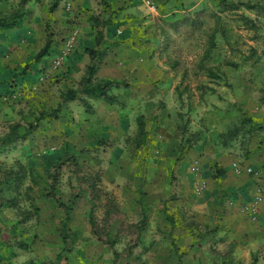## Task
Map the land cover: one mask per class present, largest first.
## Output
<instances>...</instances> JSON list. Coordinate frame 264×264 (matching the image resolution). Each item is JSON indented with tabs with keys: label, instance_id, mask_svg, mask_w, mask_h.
Listing matches in <instances>:
<instances>
[{
	"label": "rangeland",
	"instance_id": "374dc122",
	"mask_svg": "<svg viewBox=\"0 0 264 264\" xmlns=\"http://www.w3.org/2000/svg\"><path fill=\"white\" fill-rule=\"evenodd\" d=\"M53 1L25 0L18 26L0 30V181L9 169L26 175L16 190L0 185V204L15 201L0 207V264H264V74L256 72L264 68V3L254 13L263 19L247 25L256 47L247 61L244 44L234 42L232 63L243 73L228 116L201 123L198 115L195 122L184 112L164 115L153 96L160 78H145V57L127 63L113 49L120 38L98 36L106 23L114 36L124 30L113 21L114 0H59L50 11ZM19 4L0 0V16ZM47 38L49 50L37 59ZM96 39L97 79L113 81L114 101L133 99L125 121L114 101L62 99L79 85L90 63L84 49ZM59 102L58 119L23 135L34 114ZM8 135L15 138L4 143ZM49 190L72 203L65 240L64 213Z\"/></svg>",
	"mask_w": 264,
	"mask_h": 264
},
{
	"label": "crops",
	"instance_id": "0c3cea01",
	"mask_svg": "<svg viewBox=\"0 0 264 264\" xmlns=\"http://www.w3.org/2000/svg\"><path fill=\"white\" fill-rule=\"evenodd\" d=\"M154 1L158 10L152 13L139 0H114L113 7L116 11L113 21L118 22L120 27L123 26L124 30L117 28L120 35L114 36L108 24L102 28L104 38L106 34L113 37L112 40H122L115 41L117 46L113 49L115 56L124 58L127 63H138L137 58H128L131 55L145 57V78L148 81L160 78L153 87L158 94L153 93V96L161 102V107H167L164 115L182 117L181 112H184L185 118L191 115L193 119L198 115L201 123H209L210 118L215 122L223 121L228 116L225 105L233 103L231 89L237 82L238 75L243 73L242 68H236L232 63L236 60L233 54L237 43L234 45V42L244 44L246 51H243L244 55L241 57L247 61V50L254 48L253 52L256 49L247 25L259 23L263 19L264 14L255 17L254 13L258 14L257 9H261L264 0L218 1L213 5L206 3V0ZM191 2L193 3L189 5ZM220 4L221 11L213 13L211 10L218 9L217 5ZM138 10L143 11L146 17H138ZM132 52L135 54H131ZM256 52L260 54L258 49ZM158 58L161 59L160 67L157 64ZM257 65L260 66V63ZM99 66L98 64L97 71ZM133 71L134 69L129 68L121 73L132 74ZM256 72L264 74V68L257 67ZM222 91L224 94H221ZM134 96L136 100L142 99ZM118 98L113 104L116 106L114 114L119 116L120 121H125L134 114L133 99ZM151 102L145 103L144 107L153 104ZM160 115H163V109ZM192 121L195 122V119ZM209 151L216 155L221 153L214 149ZM231 178L232 172L227 171L224 180Z\"/></svg>",
	"mask_w": 264,
	"mask_h": 264
},
{
	"label": "trees",
	"instance_id": "16d2710c",
	"mask_svg": "<svg viewBox=\"0 0 264 264\" xmlns=\"http://www.w3.org/2000/svg\"><path fill=\"white\" fill-rule=\"evenodd\" d=\"M24 1L20 0L19 7L16 11L9 15L0 16V30H6L10 28H14L18 26L19 21L24 16L25 7H24ZM59 0H54L51 4L50 11H54L58 6ZM105 25H108L106 23ZM98 36H101V31H97ZM99 40L96 39L95 46L94 47H86L84 49L85 53L89 56L90 63L87 65L84 75L82 76L80 83L75 88H69L65 90L62 93V99L64 102L67 101H73L75 99H84V97H81L82 94H86L89 96H94L99 99H105L107 101L113 102L115 99L114 97H111L108 95V89L112 86L113 81L110 79H97L96 72L98 70V64L102 57V51L98 49ZM52 41L50 38H47L42 48L38 51L36 54V58L39 59L40 57L44 56L47 51L49 50V47L51 45ZM61 102H59L55 107H49L48 109L40 110L37 112V114L33 115V119L28 127V130L25 134L31 132L29 128H35L37 127L41 121L46 119H58L60 117L61 112ZM15 137L14 136H6L4 143L6 141H12ZM3 179L0 181L1 184H6L13 190H16L18 188L19 184L23 181L24 173H14L12 170L5 171ZM17 180V181H16ZM0 190H2V187L0 186ZM47 196L49 197V200L52 201L58 208H61V210L64 213V219L62 223L60 224L61 229V235L63 240L66 239V231L68 229V222L70 220V213L72 209V203L71 201H63L62 199L58 198L54 195L53 191H48ZM5 202H8V205H15V201L13 198L11 199H5ZM4 202V203H5ZM4 203L0 204V207L4 205ZM36 209V207H35ZM144 215V219H145ZM1 232V231H0ZM175 250L178 249V245L174 244Z\"/></svg>",
	"mask_w": 264,
	"mask_h": 264
},
{
	"label": "built area",
	"instance_id": "2783aa9c",
	"mask_svg": "<svg viewBox=\"0 0 264 264\" xmlns=\"http://www.w3.org/2000/svg\"><path fill=\"white\" fill-rule=\"evenodd\" d=\"M144 6L150 11V12H156L157 9V5L153 2V0H142ZM61 62V57H58L55 61L54 64L58 65ZM237 172H239V170L236 168L235 169Z\"/></svg>",
	"mask_w": 264,
	"mask_h": 264
}]
</instances>
